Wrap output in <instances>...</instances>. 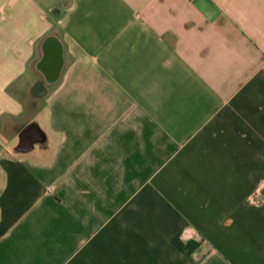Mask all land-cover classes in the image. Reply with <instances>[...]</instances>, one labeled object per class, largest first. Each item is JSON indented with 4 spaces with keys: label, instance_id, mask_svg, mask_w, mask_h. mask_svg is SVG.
Here are the masks:
<instances>
[{
    "label": "crops",
    "instance_id": "obj_1",
    "mask_svg": "<svg viewBox=\"0 0 264 264\" xmlns=\"http://www.w3.org/2000/svg\"><path fill=\"white\" fill-rule=\"evenodd\" d=\"M0 264H264V0H0Z\"/></svg>",
    "mask_w": 264,
    "mask_h": 264
},
{
    "label": "trees",
    "instance_id": "obj_2",
    "mask_svg": "<svg viewBox=\"0 0 264 264\" xmlns=\"http://www.w3.org/2000/svg\"><path fill=\"white\" fill-rule=\"evenodd\" d=\"M174 243L177 247H179L183 252H185L187 255H191L193 250L199 245L198 242H189L184 243L178 238H174Z\"/></svg>",
    "mask_w": 264,
    "mask_h": 264
},
{
    "label": "water",
    "instance_id": "obj_3",
    "mask_svg": "<svg viewBox=\"0 0 264 264\" xmlns=\"http://www.w3.org/2000/svg\"><path fill=\"white\" fill-rule=\"evenodd\" d=\"M26 140V139H25Z\"/></svg>",
    "mask_w": 264,
    "mask_h": 264
}]
</instances>
